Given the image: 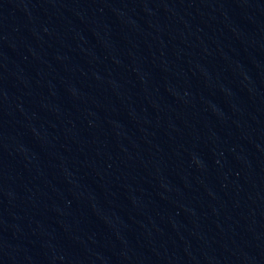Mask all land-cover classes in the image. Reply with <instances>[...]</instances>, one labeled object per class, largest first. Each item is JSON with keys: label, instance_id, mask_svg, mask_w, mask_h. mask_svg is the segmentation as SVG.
<instances>
[{"label": "water", "instance_id": "95a60500", "mask_svg": "<svg viewBox=\"0 0 264 264\" xmlns=\"http://www.w3.org/2000/svg\"><path fill=\"white\" fill-rule=\"evenodd\" d=\"M0 264H264V0H0Z\"/></svg>", "mask_w": 264, "mask_h": 264}]
</instances>
